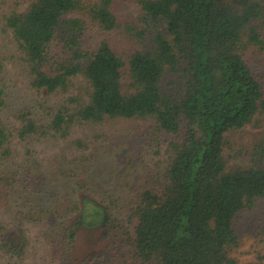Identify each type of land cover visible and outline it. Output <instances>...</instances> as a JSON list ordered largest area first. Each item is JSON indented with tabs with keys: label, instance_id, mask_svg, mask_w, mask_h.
<instances>
[{
	"label": "trees",
	"instance_id": "1",
	"mask_svg": "<svg viewBox=\"0 0 264 264\" xmlns=\"http://www.w3.org/2000/svg\"><path fill=\"white\" fill-rule=\"evenodd\" d=\"M112 5L113 0H31L25 11L5 17L36 89L64 91L78 75L89 87L88 101L71 97L47 125L26 119L17 136L52 132L66 138L74 125L152 120L172 139L165 173L142 193L135 210L137 258L144 264H236L230 256L238 246L234 220L264 198V139L249 168H229L224 152L227 134L251 125L264 109V86L243 57L249 48L264 51V0H141L151 48L126 60L107 42L93 53L80 47L83 22L73 16L84 14L113 31L118 21ZM55 41L71 54L50 74ZM3 68L0 61V77ZM167 73L173 78L170 92L161 85ZM4 94L0 87V110ZM11 135L0 118V156L8 153ZM81 214L87 223L112 226L107 210L90 200L82 202ZM72 229H65L62 242L74 239ZM21 240L20 235L1 248L20 256Z\"/></svg>",
	"mask_w": 264,
	"mask_h": 264
},
{
	"label": "rangeland",
	"instance_id": "2",
	"mask_svg": "<svg viewBox=\"0 0 264 264\" xmlns=\"http://www.w3.org/2000/svg\"><path fill=\"white\" fill-rule=\"evenodd\" d=\"M140 1L113 0L118 21L113 31L102 30L84 14L74 15L83 22L81 49L93 53L107 42L125 60L136 51L149 50L152 29L143 22ZM30 2L0 0V61L4 67L0 87L5 93L0 118L13 133L8 153L0 156V264H144L133 248L135 210L142 193L165 173L172 138L152 120L114 119L74 125L66 138L51 132L19 139L17 130L26 119L47 125L68 99L78 96L88 101L89 93L81 75L69 79L64 91L48 93L33 86L24 54L5 26L6 16L25 11ZM260 30L264 34V27ZM70 54L55 41L46 71L55 72ZM243 57L264 86V51L249 48ZM172 82L167 73L161 84L164 92L171 91ZM263 139L264 109L251 125L227 134L224 157L228 167L252 166L254 150ZM86 199L107 210L112 226L102 228L82 219L81 205ZM263 226L261 198L234 220L238 246L230 256L236 264H264ZM66 228H73L74 239L62 242ZM20 235L18 247L24 239V253H5L1 246ZM46 235L53 236L47 239Z\"/></svg>",
	"mask_w": 264,
	"mask_h": 264
}]
</instances>
